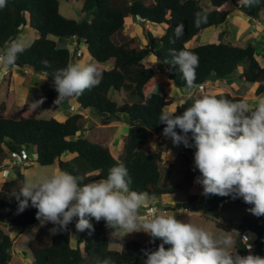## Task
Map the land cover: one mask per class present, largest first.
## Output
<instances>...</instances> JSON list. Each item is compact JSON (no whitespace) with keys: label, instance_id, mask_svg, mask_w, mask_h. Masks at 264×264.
<instances>
[{"label":"trees","instance_id":"1","mask_svg":"<svg viewBox=\"0 0 264 264\" xmlns=\"http://www.w3.org/2000/svg\"><path fill=\"white\" fill-rule=\"evenodd\" d=\"M77 1V0H67ZM82 20L68 18L60 12L59 0H7L6 6L0 9V49L27 26L39 33L29 47L19 53L16 62L19 66H29L53 80L51 76L56 69L72 64V51L54 38H77L87 45L93 60L108 63L113 60L110 69H100L102 79L99 85L86 89L77 96L84 109H89L97 121L102 124L128 125L126 140L123 142L124 155L119 157L111 146L92 141L84 133L83 114L75 113L61 121L55 117L39 118L35 116L32 105L22 108L19 118L12 119L9 112L12 107L11 98L0 103V170L2 162L9 153H19L21 146L33 147L36 161L41 165L57 163L60 170L68 171L94 181L104 179L109 169L117 163H124L131 176L130 188L146 193L148 199L163 197L175 193V187L168 183L162 173L161 153L151 151L150 134H163L165 125L159 122L162 110L169 109L173 100H168L161 92H147L146 88L156 75L155 62L145 60L154 57L157 64L168 71V79L183 92L198 90L197 87L217 75L220 80L234 74L241 65L247 64L242 78L257 84L256 95L264 94V66L256 47L252 43L236 45L228 42H213L188 47L186 44L202 30L219 26L226 21V13L219 8L228 1L240 3L241 10L252 17L264 21V2L246 6L243 0H211L213 8L207 10L200 0H83ZM198 13L206 15V22L196 25ZM140 16L142 22H151L164 27L160 46L154 49L150 44L155 37L148 33L149 42L141 45L136 37L129 38L122 44L114 41L116 32L124 28L128 16ZM91 19V20H90ZM180 23L184 25V33L175 38L174 30ZM190 50L198 55L199 66L196 69L194 86L189 89L179 68L171 65L170 50ZM44 61H48L47 64ZM127 92L123 101L113 96ZM205 94L223 97L229 100H244L238 94L228 91L216 93L196 92L193 96L185 95V99L177 106L176 114H182L189 107L193 97ZM255 107V105H253ZM179 132L180 130L177 129ZM189 143L194 145L191 133ZM194 155L195 147H188ZM73 154L64 158L66 154ZM9 157V156H8ZM25 182L21 170L16 177L4 181L0 190V223L26 228L40 222L36 218L37 209L29 205L23 212L18 211V201L13 194ZM231 196L210 195L199 200L197 195H189L188 203L203 208L200 204L205 200V209L218 211L221 203ZM247 210L252 207L242 198H237ZM198 204V205H197ZM204 209V208H203ZM174 216L181 220L184 212ZM246 230L254 233L255 249L252 253L264 256V216L244 217ZM76 218L73 229L69 225L64 231L51 233L54 227L48 223L41 227L29 249L33 254L31 264H101L110 258L114 264H142L144 249H155L162 242L159 238H151L149 242L131 239L121 249H112L105 221L92 219L93 229L77 231ZM77 241L74 244V235ZM14 238L0 228V264H11ZM167 248L168 245H165ZM234 251L247 254V243L241 235L235 239Z\"/></svg>","mask_w":264,"mask_h":264},{"label":"clouds","instance_id":"2","mask_svg":"<svg viewBox=\"0 0 264 264\" xmlns=\"http://www.w3.org/2000/svg\"><path fill=\"white\" fill-rule=\"evenodd\" d=\"M261 2L264 0H243L246 6ZM6 3L7 0H0V9ZM134 17L136 19L137 16ZM138 17L136 21L142 22ZM203 22H206V15L198 13L196 25ZM183 33L184 25L180 23L174 30L175 38H180ZM12 40L15 41L0 52V67L14 64L24 50L16 38ZM77 48L75 56L80 57L82 48ZM78 50H81L80 56L77 55ZM170 55V64L179 68L191 89L199 66L198 55L183 49H171ZM51 76L58 93L55 103L81 95L86 89L99 85L102 79L97 66L87 61L73 62L56 69ZM161 81V88L167 86V82L162 86ZM259 96L262 99L255 107L246 100H229L211 94L193 97L191 105L184 108L182 114H176L177 109L161 111L159 122L165 127L163 134L157 135L158 138H171L174 145L182 143L185 147H195L194 168L200 173L195 182L202 186L203 195L242 198L246 204L252 205L248 211L264 216V94ZM41 102L32 103L33 108L36 109ZM189 133L194 145L189 143ZM9 155L4 161L12 157V153ZM27 158L16 160L14 164H24L28 162ZM12 166H9V174ZM0 171H4L3 166ZM9 174L3 176L8 177ZM131 182L128 168L120 162L109 169L104 179L89 181L83 175L60 170L24 182L13 196L18 201L19 212L31 205L37 209L36 218L41 224L51 222L54 225L50 230L52 234L66 230L74 218L77 231L91 230L92 219L97 222L103 219L112 231L116 228L124 229L125 234L143 231L151 238H159L162 242L157 248L143 250L142 264H264V256L252 253L256 238V235L252 238V232L250 235L245 229L238 233L247 243V254L230 251L234 243L231 236L217 238L196 224L178 220L174 214H159L160 207H167L166 204L157 197L148 199L146 193L132 190ZM230 200L227 198L221 207ZM177 204L178 212L186 209L178 208ZM141 211L151 217L142 216ZM101 264L114 262L105 258Z\"/></svg>","mask_w":264,"mask_h":264},{"label":"rangeland","instance_id":"3","mask_svg":"<svg viewBox=\"0 0 264 264\" xmlns=\"http://www.w3.org/2000/svg\"><path fill=\"white\" fill-rule=\"evenodd\" d=\"M60 2V12L64 16L68 18H73L77 20H82L85 18L86 14L83 12L84 7V1L83 0H77V1H67V0H59ZM201 5L206 8L210 9L212 7L211 0H201ZM139 27L143 25L141 22L138 24ZM160 26L163 30V26ZM203 31V30H202ZM161 34V32L157 29L152 30V34L158 35ZM16 39H18V42L22 44L23 47H29L31 43L33 42L32 35L30 34L27 36L25 32H21L19 37L17 36ZM57 41H60L62 44L67 46L72 51V56L74 57L76 55L75 51L78 49L76 46H73L74 39L73 38H54ZM140 41L141 45L147 44L149 42L148 36L145 35L144 39H141ZM143 40H145L143 42ZM194 41V40H193ZM221 41H223L221 39ZM224 42V41H223ZM245 44V43H244ZM239 44V45H244ZM84 46H82V52L86 55L87 49L86 44L83 43ZM191 45V42L188 43L187 46ZM151 47L154 49L159 48V43L152 42L150 44ZM81 47V46H80ZM153 56V55H152ZM152 56H149L147 60H145V63L147 64L149 62H152ZM77 56L74 57V59ZM78 58V57H77ZM75 60H73L74 62ZM72 62V63H73ZM97 68L100 69H110L114 65V61L111 60L108 63H95ZM240 67L246 68L247 64L241 65ZM239 67V68H240ZM156 75L152 79L153 81H161L165 80L168 84L167 86L156 89L154 87V83H150L146 91L147 92H161L162 94L166 95V98L168 100H173V103L169 106V109H176L177 106L182 104L184 101L185 95L187 96H193L196 92H210V93H216L221 91H238L242 96L246 97V101L251 105H256L260 98H256L254 103H251L249 101V97L256 96L255 92L253 91L254 84L253 82H245V85L242 86V84H239L241 82V78L239 73L240 71H236L234 74H231L233 80L237 82L238 85L235 84V81L233 83L226 81H219L218 83L209 84L207 89H203V87L199 86L197 87L198 90L190 91L191 93L183 92L181 89L176 87L171 80L168 79V74L166 72H163L162 68L158 65L156 66V63L154 65ZM160 83V82H159ZM237 89V90H235ZM228 91V92H230ZM231 93V92H230ZM1 96V93H0ZM128 96L127 92L123 91L121 94L117 93L113 97L120 101L121 98ZM184 96V97H183ZM50 105V103H47ZM41 109V108H39ZM74 110V107L72 108ZM36 117H45V115L50 114H44L41 110H38ZM12 119L19 118L18 114H16V111H14L11 115H9ZM90 118L86 119V116L83 117L82 122L84 125V131L88 130V138L92 141L100 142L104 145L111 146L116 154L119 157H122L124 155V148H123V142H125L126 137L128 133V125L124 123V126L119 128L117 127V124H100L94 114L92 113ZM86 125L88 127L86 128ZM115 135V136H114ZM171 139V138H170ZM169 138H164L162 141L159 140L158 135L155 133L150 134V143L149 147L151 151L154 152H160L161 153V163H162V173L165 177V179L168 180V183L175 187V193L162 198V202L166 204L167 207L161 206V212L159 214H176L180 209L178 210L175 205V201L177 199H186L188 200L189 195L195 194L198 196L199 200H201L203 197L210 198V195H203V189L202 186L195 182L196 175H200L198 169L194 168V155L187 151L189 155H191L190 159L187 158L185 155L181 154L186 150L184 148H179L180 145H183L182 143L178 145V148H175L173 146L172 140ZM122 142L120 147H116L117 141ZM188 149V148H187ZM27 151L29 153V159L27 158L26 163L24 164H13L11 167V173L8 175V177H4L3 172L0 171V190L2 188V185L5 180L16 177V171L21 170V172L25 175V182L30 180L38 179L44 175L52 174L56 171H60L57 163L52 165H41L36 161L35 153L32 147L27 148ZM7 157L10 155H6ZM70 154H66L64 158H69ZM229 202H226L220 206L218 211L212 212L211 210L205 209V204H209L203 200V202L200 204L201 207L199 208L195 207V205H191L189 209H185L181 212H184L185 216L181 221L189 222L196 224L202 228H204L206 231H210L214 237L220 238L223 236H231L234 243L232 247L229 249L230 251H234V244L235 239L239 235L238 233L240 231H243L246 229L243 218L244 217H253V214L248 211L242 204H239L237 202V198L233 199ZM173 204V205H171ZM198 205V204H197ZM177 210V212H176ZM145 212V211H144ZM143 211H141V215L145 217H151L144 214ZM51 223L46 222L44 224H41L40 222L30 225L26 228H21L16 225H8L5 223H0V228H3L9 234L14 238V246L12 248L13 253V259L11 264H31L34 257L32 252L29 249V244L31 241L34 240L35 235L37 231L43 227L44 225ZM71 228L73 229V221L70 223ZM110 246L112 249H116L118 247H121V245L125 244V242L131 240V239H137L143 243L151 241V237L143 232V231H133L130 233L125 234V230L122 228H116L112 231V229L108 228L107 230ZM251 235V232H248ZM77 234L74 235L73 243L75 244L77 241ZM85 264H88L86 262Z\"/></svg>","mask_w":264,"mask_h":264},{"label":"crops","instance_id":"4","mask_svg":"<svg viewBox=\"0 0 264 264\" xmlns=\"http://www.w3.org/2000/svg\"><path fill=\"white\" fill-rule=\"evenodd\" d=\"M212 8L213 6L207 10H211ZM219 9L226 13L227 18L225 23L219 26H211L204 29L188 42V43L191 42V45H189L188 47H195L198 45L213 43V42L215 43V42H219L221 39L224 42H228L236 45L250 42L256 47L259 55V59L262 65L264 66V21L262 20V18L252 17L250 15H247L244 11L241 10L240 4H237L234 1L226 2ZM140 23L141 22L136 21L134 16L132 15L128 16L125 19L124 28L114 34L113 36L114 41H116L118 44H122L125 41H127L129 38L136 37L139 39V41L142 42L141 39H144L145 35L148 36L149 32L152 33V30L155 31V29H157L161 32V34L158 33H157L158 35L153 34V36L155 37L153 42L159 43L160 46V40L164 32V28L162 30L160 26H156L150 22L143 23V25L139 27L138 24ZM22 31L25 32L27 36L31 34L33 41L37 37H39V33L30 26L25 27ZM73 39H74L73 46L76 47L81 46V48L82 46H84L83 43H81L80 40H78L77 38H73ZM16 41L18 42V39H16ZM144 41L145 40H143V42ZM188 43L186 45H188ZM74 60H75L74 62L87 61V62H92L94 64L97 63V61L93 60L92 56L89 54L88 49L86 55L82 52V55L78 58L76 57ZM151 61H154L156 63V66H158L156 60H154V57H152ZM238 71H240L239 75L240 77H242L244 68L240 67ZM226 80H228L231 83L235 81L233 80L232 76L229 75L215 82L206 81L201 87H204L203 89H207L210 83L215 84L218 83L219 81H226ZM245 82L247 81L244 78H241V82H239V84H242L243 86L245 85ZM152 83H154V87H156V89H159L160 84L158 81H153ZM235 84L238 85L236 81ZM253 84H254L253 91L255 92L257 88V84L256 83ZM227 90L230 91L229 89ZM230 92L233 94L241 95L240 93H238V91H233V92L230 91ZM0 93H1L0 103L9 97L12 100V107L10 109L9 115H11L14 111H16V114H18V116L20 117L23 106L26 104L32 105V103L36 101H42V102L38 105L36 109H34L35 116H37L36 114L38 110H41L44 114H50V115H45V117H39V118L55 117L61 121H64L75 113L83 114L84 117L86 116V119L90 118L89 116L92 115L91 110L83 108L81 103L78 101L77 96L65 98L55 103L58 97V93L54 87L53 80L49 79L48 76L45 74L34 71L29 66H19L17 64H11L0 67ZM124 98L127 97L125 96ZM244 98L246 100V97ZM256 98L262 99V96L256 95L249 97V101L251 103H254ZM123 100L121 98L120 101ZM47 103H50V105H48ZM73 107L74 110L72 109ZM124 123L125 122H120L119 124H117V127L119 128L123 127ZM87 127L88 125H86V128ZM88 132H89L88 130L85 131V136L87 137H88ZM121 143L122 142L118 140L116 147L117 148L120 147ZM173 146H175V148H178V145L173 144ZM182 147L184 148V150L186 148V150L181 154V156L185 155L186 157L190 158L191 155L187 153V151L189 152V150L187 149L188 147H185L184 145H180L179 148ZM72 155L73 154L71 153L70 156ZM197 176L198 175H196V177ZM180 202H186V199H177L175 201L176 204ZM253 237H255V234L252 233V238ZM123 245H121V247H118L116 249H121Z\"/></svg>","mask_w":264,"mask_h":264},{"label":"built area","instance_id":"5","mask_svg":"<svg viewBox=\"0 0 264 264\" xmlns=\"http://www.w3.org/2000/svg\"><path fill=\"white\" fill-rule=\"evenodd\" d=\"M136 19L138 20L139 19V17L137 16L136 17ZM12 41H15V40H10L7 44H6V47H4V48H1V50H0V52H2V51H4L7 47H8V45H9V43L10 42H12ZM77 55L78 56H80L81 55V50H78L77 51ZM161 85L162 86H165L166 85V81H161ZM160 140H163V138H159ZM29 156V153H28V151H27V149L25 148V147H22L21 148V150H20V153H16V152H13L12 153V157L11 158H9V159H7L6 161H4L3 163H2V166L4 167V174L5 175H7V174H9V172H10V165L11 164H14V163H16V160H19V161H22V160H24L25 158H27ZM153 208H151V210H152ZM251 245V244H250ZM251 248H252V245H251Z\"/></svg>","mask_w":264,"mask_h":264},{"label":"water","instance_id":"6","mask_svg":"<svg viewBox=\"0 0 264 264\" xmlns=\"http://www.w3.org/2000/svg\"><path fill=\"white\" fill-rule=\"evenodd\" d=\"M167 74H169L168 71L164 70ZM219 76L217 75H214L212 76V80L215 81L216 79H218ZM177 207L178 208H189V203L185 202V203H180V204H177Z\"/></svg>","mask_w":264,"mask_h":264}]
</instances>
